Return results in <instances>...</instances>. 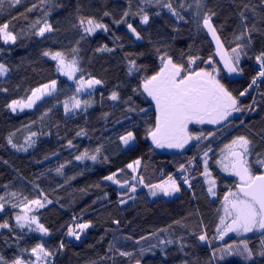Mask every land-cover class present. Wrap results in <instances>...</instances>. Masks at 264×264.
<instances>
[{"label":"trees","instance_id":"16d2710c","mask_svg":"<svg viewBox=\"0 0 264 264\" xmlns=\"http://www.w3.org/2000/svg\"><path fill=\"white\" fill-rule=\"evenodd\" d=\"M165 3H170L178 16L163 7ZM201 3L198 7L196 0H21L10 6L4 0L0 5V25L7 23L8 30L17 36L15 43L0 40V64L8 69L0 81V196L4 197L0 223L9 224V228H0V256L5 260L11 262L19 257L28 261L31 249L42 244L54 253L46 258L49 264H244L238 260L216 263L212 253L247 240L253 256L246 264H264V256L259 254L262 236L258 234L216 242L223 197L229 189L235 191L237 183L218 167L221 149L244 135L252 141L249 159L254 173L263 172L255 160L257 154L264 156V81L257 90L252 87L245 96L239 94L257 75L255 58L264 52V3ZM141 10L149 16L147 24L140 21ZM125 11L129 15L124 16ZM205 13L215 14L211 23L225 51L236 47L235 36L245 26L250 30L241 41L250 39L251 43L241 53L242 72L235 79L230 80L216 60L213 44L198 19ZM241 13L246 17L243 21ZM81 18H94L108 30L87 36L80 26ZM45 20L53 31L36 36ZM121 20L124 22L116 23ZM129 23L141 39L129 33ZM105 47L109 50H97ZM45 51L62 52L67 60L75 56L80 71L74 83L59 75L55 62L43 55ZM164 55L186 68L189 58H198L192 65L197 71L211 70L212 65L205 63L211 57L220 69L221 83L239 98L243 109L221 125L188 126L192 135L202 134V138L191 140L190 147L182 153L158 151L147 135V129L155 126V109L143 92L142 80L160 70V57ZM130 61L136 65L132 72ZM81 76L102 83L77 94L75 80ZM53 80L57 83L51 95L30 110L10 112L7 105L12 100H26L33 89ZM112 92L118 94L115 101L109 98ZM74 94L82 101H90V106L82 103L78 112L66 114L64 103L71 104ZM128 131L133 132L135 140L132 147L124 149L119 137ZM33 132L37 134L32 138L35 143L29 147L25 139ZM10 136L17 148L27 150L13 148L8 143ZM97 147L100 153L95 152ZM209 147L211 151L204 157ZM85 151L97 155V160L77 161L75 157ZM137 159L141 164L133 180L127 165ZM205 159L216 181L214 199L204 186ZM61 165L64 167L57 173ZM120 169L123 171L117 178L129 182L124 188L104 179ZM169 175L180 186L178 196L171 200L153 197L148 188L139 184L141 176L150 185ZM132 184L136 185L135 192L128 191ZM12 193L18 195L13 197ZM45 196L51 203L33 208L28 215H35L48 234L20 228L15 217L24 214L21 201H43ZM121 199L126 203L121 204ZM85 222H90L91 227L80 234L79 240L67 234L69 227ZM201 234L207 240L200 241ZM161 240L173 243L160 244ZM121 252L131 255L122 256Z\"/></svg>","mask_w":264,"mask_h":264},{"label":"snow or ice","instance_id":"6c2138e0","mask_svg":"<svg viewBox=\"0 0 264 264\" xmlns=\"http://www.w3.org/2000/svg\"><path fill=\"white\" fill-rule=\"evenodd\" d=\"M10 6H15L19 4L21 0H8ZM43 2V0H41ZM160 3V0H156ZM197 6L201 7V0H196ZM264 3V0H261ZM4 0H0V5H3ZM35 5H33V8ZM163 7L168 8L172 11L174 16H178V13L172 10V5L170 3L163 4ZM246 7V6H245ZM32 9H28L31 11ZM140 21L142 24H147L149 22L148 14L141 10ZM47 15V14H46ZM104 15H108L107 12ZM129 15L125 11L124 16ZM215 15L214 13H205L203 16V27L207 29L208 33L212 36V39L216 42V54L220 57V61L223 63L224 69L227 70L229 74L241 73L240 59L241 53L247 44L251 43L250 39H247L246 43H241L245 41L246 35L250 30L245 26L243 32L235 36V40L238 42L236 47L231 49V54L225 51L224 45L221 43L220 37L217 35L216 28L211 23V17ZM182 19V17H180ZM242 21L246 19L243 13H241ZM124 21H116V23H123ZM37 24L40 21L36 22ZM35 25H33L34 27ZM80 26L83 28L84 33L91 35L96 32L97 29H103L107 31V26L103 23L98 22L94 18H81ZM128 30L136 37V39H141L137 29L131 24H127ZM52 25L44 21L43 25L35 32L36 36L43 37L46 32H52ZM0 40L5 44L15 43L17 36L8 30V24L5 23L0 25ZM98 51H108L109 49L100 48ZM77 49H73L75 53ZM45 56H50L52 60L56 61L57 71L64 76H67L69 80H73L75 74L80 71L78 67V61L73 56L71 60H67L64 53L54 52L50 53L45 51L43 53ZM198 58H189L188 67L184 65L175 63L169 56H161V67L158 72L152 76L143 78L142 88L143 92L151 98V101L155 105V126L149 127L147 129V135L151 139L152 145L156 148H183L190 140H200L201 136L192 135L189 130V124H212L220 125L227 121L233 113L241 112L243 109L239 104V98L223 84L218 78L220 69L217 68L209 57L205 63L212 65L211 70H206L201 68L199 71L195 70L192 65L195 64ZM256 63L259 65V71L257 75L251 80V83L240 92V96H245L248 93V89L257 85L258 81H264V52H261L256 56ZM131 67L129 72H132L136 65L135 61L129 62ZM8 69L4 64H0V76H4ZM56 81L53 80L50 83L44 84L38 88L32 90L31 95L27 99L12 100L11 103L7 105L9 109L16 112L17 109L23 110L25 108H32L37 101L41 100L43 96L50 95L56 90ZM77 85L75 92L77 94L83 93L86 90L93 89L96 85L102 83L101 80L96 78L85 79L81 76L79 79L75 80ZM134 92L136 89L133 90ZM111 100L115 101L118 99V94L112 92L109 97ZM69 101H65L64 109L65 112H70L73 109H79L83 103L85 107L90 106V101L78 98L77 95H73ZM141 111H144L141 109ZM37 134L35 132L31 133L30 136L26 137L25 144L29 147L32 146L35 141L32 139ZM80 135V133H77ZM212 135V133H209ZM207 139V137H203ZM120 142L128 146L132 141L135 140L133 132L128 131L126 134L119 137ZM8 143L13 147L17 148V145L13 143L11 136L8 138ZM68 146L72 147V142H68ZM17 150H27L26 148H17ZM211 151L209 147L207 151L204 152V157L208 156V152ZM252 151V141L240 135L232 139L228 144L224 145L221 149L222 158L217 161L221 165L222 170L238 178V183L235 185L236 190L233 191L229 189L223 197V215L219 217V223L217 224V237L216 239L223 240L229 233H236L237 235L245 233H261L262 239L260 241V255L264 256V172L260 174H255L252 168V163L249 156ZM96 153L101 152V148L97 147ZM77 161H82L84 159H90L92 161L97 160V155H89L87 151L80 153L75 157ZM106 159V158H105ZM255 163L259 164L264 168V156L257 154V159ZM141 161L139 159L133 161L127 165L133 173L132 179L136 180L137 169L139 168ZM205 169L203 175L206 177V183L209 185L208 193L211 196H215L214 191L216 187V181L211 179L210 172L207 168V159L204 160ZM64 165H61L56 169L57 173H60ZM183 169V165L180 166ZM123 171L122 169L113 172L112 174L105 176L104 179L111 181L113 184L118 185L120 188H124L128 185V181H121L117 178L118 173ZM184 183L187 184L188 180L185 178ZM139 184L149 189V195L157 196L162 194L164 196H171L174 193L180 191V186L177 180L173 176L169 175L167 179L160 181L156 184H145L143 177L139 178ZM128 191L135 192L136 185L132 184L129 186ZM13 197L17 196V193L11 194ZM44 194L41 193V196ZM4 197L0 196V211L4 208ZM44 200L33 199L28 200L24 198L21 203L23 204V215H16L15 219L17 225L20 228L27 227L29 231H39L43 235L48 234V229L39 222L35 215H28V213L33 211V208H43L45 207ZM121 204L126 203L124 199L119 201ZM16 204H12V207H16ZM178 223V222H177ZM35 225L33 229L31 225ZM91 227L90 222L78 223L75 227H69L68 235L75 236L77 240L80 239V234L86 229ZM0 228H9L7 222L0 223ZM78 229V231H77ZM163 231V230H162ZM155 235V233H153ZM142 239H145L142 237ZM200 241L207 240L206 235L201 234L199 236ZM160 244H171L172 240L159 241ZM63 248V244L60 245ZM155 247V245H153ZM222 253L227 255H239L245 260L251 259L253 256V250L249 247L247 240H241L239 245H227L224 249L220 250ZM216 250H214L213 255H215ZM32 255L35 257V264H40L45 258L54 255L45 249L42 244H37L31 249ZM122 256H129L130 253L121 252ZM0 264H26L24 260L17 257L11 262L0 256ZM27 264H33L29 261ZM136 264H140L136 261Z\"/></svg>","mask_w":264,"mask_h":264},{"label":"rangeland","instance_id":"374dc122","mask_svg":"<svg viewBox=\"0 0 264 264\" xmlns=\"http://www.w3.org/2000/svg\"><path fill=\"white\" fill-rule=\"evenodd\" d=\"M198 19L200 20V22H201V25L203 26V24H202V21H203V17L202 16H199L198 15ZM204 28V27H203ZM204 30H205V32H206V34H207V37H209L208 39H210L211 40V42H212V44H213V47H214V51H215V55H216V60H218V62H219V64H220V66L222 67V70L224 71V73H225V75L231 80V79H235V78H237V77H239L240 76V73L239 74H237V73H232V74H229L228 72H227V70L226 69H224V66H223V63L220 61V57L216 54V42L212 39V36L208 33V31H207V29H205L204 28ZM84 32V31H83ZM100 32H103V29H97L96 30V32H94V33H92L91 35H89V34H86L85 33V35H87V36H94L95 34H97V33H100ZM129 33H131V32H129ZM132 34V33H131ZM3 42V41H2ZM4 43V42H3ZM11 43V42H10ZM5 44V43H4ZM9 44V43H8ZM229 54H231V52H229ZM52 60V59H51ZM53 62H55V64H56V61H54V60H52ZM240 65H241V59H240ZM239 65V66H240ZM57 68V67H56ZM59 73V72H58ZM7 74H8V71H7V73H5V75L4 76H0V81H1V79H4L6 76H7ZM59 75L61 76V77H63V78H65L66 80H68L69 82H71V83H74V79H75V76L77 75V73L75 74V76H74V79L73 80H69L68 78H67V76H64V75H61L60 73H59ZM77 87V85L75 84V88ZM53 93V92H52ZM51 93V94H52ZM50 94V95H51ZM147 95V94H146ZM49 95H46V96H43L41 99H43V98H46V97H48ZM148 97V96H147ZM148 99L150 100V102L152 103L151 105L153 106V108L155 109V105H154V103L151 101V98L150 97H148ZM39 101H41V100H39ZM39 101H37L36 102V104L39 102ZM70 105V104H69ZM31 109V108H30ZM29 108H25V109H23V110H20V109H17L16 110V112H24V111H27V110H30ZM81 109V107L79 108V109H73L72 111H70V112H65L66 114H74V113H76V112H78L79 110ZM64 111H65V109H64ZM10 112H12V113H16V112H13L11 109H10ZM235 115V113H233L232 114V116H230L229 118H228V120L230 119V118H232L233 116ZM223 123H225V122H223ZM222 123V124H223ZM192 125H197V126H200L201 124H189V126H192ZM203 126H208V125H211V126H217V125H212V124H202ZM221 125V124H220ZM122 144V143H121ZM133 144V141L130 143V145H128V146H125V145H123L122 144V146H124V147H122V148H128V147H130L131 145ZM190 145H191V140L183 147V148H157V150L158 151H160V152H164V153H172V152H176V153H179V152H183V151H186L189 147H190ZM221 158H222V153H221ZM205 165V164H204ZM218 167L221 169V171H222V173H224L226 176H228V177H232V178H234L235 180H236V182L238 183V178L237 177H235V176H233V175H231V174H229V173H226V172H224L223 170H222V167H221V165L219 164L218 165ZM204 169H205V167H204ZM263 172H264V168H263ZM210 174H211V171H210ZM210 178L211 179H214L213 177H212V174H211V176H210ZM204 180H205V185L204 186H206V188H207V192H208V187H209V185L206 183V177L204 176ZM107 182H111V181H108V180H106ZM236 183V184H237ZM185 184V183H184ZM186 185V184H185ZM215 189H216V187H215ZM215 189H214V191H215ZM178 194H179V192H177V193H174L173 195H171V196H164V195H162V194H158L157 196H155L156 198H163V199H165V200H171V199H174V197H177L178 196ZM209 194V193H208ZM208 196H210V198L211 199H214V197L215 196H211V195H208ZM154 197V196H153ZM223 206V205H222ZM223 215V207H222V213H221V216ZM17 223V222H16ZM33 226H34V224L33 225H31V227L33 228ZM35 228V227H34ZM39 232V231H38ZM255 234H259L258 232L257 233H245V234H240V235H237L236 233H229L228 235H226L225 237H224V239L223 240H220V239H216V242H217V244H221V243H223V242H225L227 239H229V238H231V237H233V238H237V239H242V238H246V237H249V236H251V235H255ZM235 245H239V244H235ZM225 247H223V248H221V249H219V250H217L216 252H215V255H213V253H212V255H213V259H214V261L216 262V263H222V262H225V261H230V260H238V261H240V262H242V263H244V264H246V263H249L251 260H252V258L251 259H248V260H245V259H243L242 257H240L239 255H235V254H233V255H227L226 253H222L220 250H222V249H224ZM30 257H31V259H29L28 261H25L26 262V264H27V262H29V261H31V262H33V264H35V257L32 255V253L30 252ZM40 264H49V260L48 259H44L43 261H41L40 262Z\"/></svg>","mask_w":264,"mask_h":264},{"label":"built area","instance_id":"2783aa9c","mask_svg":"<svg viewBox=\"0 0 264 264\" xmlns=\"http://www.w3.org/2000/svg\"><path fill=\"white\" fill-rule=\"evenodd\" d=\"M255 69H256L257 72L259 71V65L257 63L255 64ZM259 83H260V81H258L257 85L253 86L254 90H257V88L259 86Z\"/></svg>","mask_w":264,"mask_h":264},{"label":"crops","instance_id":"0c3cea01","mask_svg":"<svg viewBox=\"0 0 264 264\" xmlns=\"http://www.w3.org/2000/svg\"><path fill=\"white\" fill-rule=\"evenodd\" d=\"M133 144H134V141H133ZM133 144L130 146V147H132L133 146ZM124 147V146H123ZM129 148V147H128ZM128 148H126V149H128ZM125 149V148H124Z\"/></svg>","mask_w":264,"mask_h":264},{"label":"water","instance_id":"95a60500","mask_svg":"<svg viewBox=\"0 0 264 264\" xmlns=\"http://www.w3.org/2000/svg\"><path fill=\"white\" fill-rule=\"evenodd\" d=\"M258 236H261V233H259Z\"/></svg>","mask_w":264,"mask_h":264}]
</instances>
